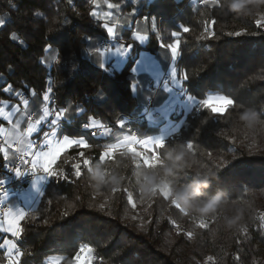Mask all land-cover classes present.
Here are the masks:
<instances>
[{"label": "trees", "instance_id": "trees-1", "mask_svg": "<svg viewBox=\"0 0 264 264\" xmlns=\"http://www.w3.org/2000/svg\"><path fill=\"white\" fill-rule=\"evenodd\" d=\"M110 2L120 6L121 19L131 20L117 40L131 47L119 72L92 61L109 34L91 15V0H0V100L19 103L13 93L22 92L42 101L51 87L48 107L66 110L63 134L87 145L70 147L54 166L36 209L21 223L18 264H50L55 256L65 257L61 264H73L82 244L93 248L92 264H264V133L243 128L234 117L213 115L224 109L209 103L230 97L264 111V28L203 0ZM140 19L149 35L144 47L131 38ZM154 20L175 34L164 41L178 42L173 75L181 94L197 105L185 116L172 114L174 122L182 121L179 131L154 148L155 163L138 165L125 148L111 156L106 150L126 133L117 126L123 117L139 138L154 137L165 125L142 117L145 105L132 91V69L141 52L158 58L163 53L170 61ZM91 119L110 135L91 137ZM182 145L192 155L177 160ZM178 163L185 165L182 170ZM5 164L0 158V180ZM93 169L97 177L103 171L110 178L99 194L89 180ZM208 169L218 175L200 200L221 192L225 203L203 214L185 213L170 199L169 184L179 188L202 179ZM166 170L172 175L165 176ZM159 186L169 190L167 197ZM233 205L240 207L233 211ZM7 262L0 250V264Z\"/></svg>", "mask_w": 264, "mask_h": 264}, {"label": "crops", "instance_id": "crops-1", "mask_svg": "<svg viewBox=\"0 0 264 264\" xmlns=\"http://www.w3.org/2000/svg\"><path fill=\"white\" fill-rule=\"evenodd\" d=\"M136 1V0H133ZM149 1H153V0H149ZM114 15L116 17H119V11L115 12ZM125 25H127V28L131 27V20H127L126 19H121V23H124ZM141 24L138 25V23H136V28L135 31L132 33L131 38L133 40H135L136 42H138L141 46H146L149 38L146 32V28L145 26H143V22H140ZM117 29V28H116ZM161 34L163 35L165 40H169L172 39V30H170L165 24H163L162 26L159 27ZM117 34V31L115 30V35ZM130 49L131 47H125L123 46L119 41H114L111 40V46L110 48H106L103 51L99 50L97 53H94L91 55L92 61L96 64L99 65L102 68H107L110 67L111 69H115L116 71H119L123 68L125 62L127 61V58L129 56L130 53ZM144 58L147 61V66L145 68V70H143V73L141 75H137L134 70H133V74L135 77L134 83L132 84V91L135 95H139L142 103H144V105L146 104L147 101V82L150 79H155V80H159L162 76V73L165 71H168L170 73V71L172 72V65L174 63H172V57L170 60V63L168 65V67L165 68V64L167 62L166 58L161 59V61H165V64L163 62H161L160 60H158L157 57H155L154 55L147 53V52H141L139 55V58ZM138 58V60H140ZM137 60V61H138ZM137 63V62H136ZM135 63V64H136ZM174 80V78H173ZM171 89H173L174 92V97L171 96ZM180 84L177 81H173L172 85L168 84L167 86H165L162 90H161V94L155 104V111L156 116L151 117V120L149 121H153V122H165V124H167V121H170V119L172 118V114H176V108L180 107L181 104L182 105H187L190 103L191 99L190 96H185L184 98H178L177 96L180 94ZM182 99V100H180ZM11 105H18L21 110H27L29 112H32L36 115V104L29 103V105H27L26 109H23L21 107V105L19 103H12L10 102ZM44 106V105H43ZM42 106V107H43ZM0 107L4 108V112L5 114H8L11 112V108L10 107H5L4 105H0ZM35 109V110H34ZM39 111L41 110V107L39 108ZM40 115V114H39ZM39 116H35V119H38ZM20 117L14 116L12 118V122L5 120L3 117H0V120L2 121V123H0V128L3 129V132L0 133V142L3 141V139L11 136L13 139L15 138V133L13 132V123L15 121V119H19ZM52 119V117L46 118V120L43 122V124L38 125L37 128L38 129H43V131H48L49 129L53 128L54 125H52L50 123V120ZM64 119V117H63ZM95 121V123L93 124L92 127H89L90 129H97L101 132V135L99 137H108L111 133V130L109 128H107L105 125H103L100 121L92 119ZM92 120L90 121V124L92 122ZM27 127V122L26 121H22L19 131H25V128ZM55 131H56V135H57V140L59 142L56 141H52L50 139L47 148L43 149V153L41 152H37V157H35V161L37 158L40 159V166L49 172H53L54 166L56 165V160L58 162L60 156L66 151L68 150L70 147L74 146L75 144L73 139H71L70 137H67L66 135L63 134V130L61 128V126H57L54 127ZM180 129V128H179ZM179 131V130H178ZM127 134L129 135L130 133H124L120 139L114 143V145L112 146V148L114 149H119V148H126L127 146H131L134 145V143H136V145H140V143H142V140H140L139 138H136L134 136V134H131L132 136L127 137L126 139L123 140V138L125 136H127ZM161 134L155 135L154 140L155 139H159L161 137ZM43 137V132L42 131H38L37 133H33L32 136L30 137V139H32L34 142L38 141L40 139H42ZM65 140H67L68 142L65 143ZM135 141V142H134ZM85 144H81L80 146L84 147ZM110 148V147H108ZM107 148V149H108ZM16 159V157H12L9 160H6V163L9 162H13ZM49 161H51V163H49ZM49 181L48 177H38L36 178L31 184H29L21 194L17 195V196H12V197H5L4 201L5 204L7 206V211L9 210V208H11L13 211L16 210H22V212L25 214V218L27 216V214L33 210L36 209L41 197L44 194L46 185ZM6 211V212H7ZM22 217H16L15 214H13V216H8L7 214H5V216L3 218H0V220H5L6 224L12 225L13 227H18L20 229L21 227V223L23 221H20ZM5 224V226H7ZM0 235H3L4 238H7L9 240H12L16 243V238L17 237H12L10 233H2ZM2 242V241H0ZM1 252L3 253L4 257H5V253L3 250H1ZM7 261L9 262V260H14L16 261V264H18L19 261V257L13 255L10 257L6 258ZM7 262V264H8Z\"/></svg>", "mask_w": 264, "mask_h": 264}, {"label": "snow or ice", "instance_id": "snow-or-ice-1", "mask_svg": "<svg viewBox=\"0 0 264 264\" xmlns=\"http://www.w3.org/2000/svg\"><path fill=\"white\" fill-rule=\"evenodd\" d=\"M71 2V0H70ZM92 5H93V11L91 12V15L97 16V18L105 25L109 33H112L118 26L121 24V21L118 17H115L114 13L119 11V5L117 3L110 2V0H91ZM203 3L205 5H208L209 3L207 0H203ZM215 7L220 8L219 5H212ZM106 9V10H105ZM146 22V21H145ZM254 23L256 26L260 28H264V21L260 19H254ZM2 26V25H0ZM189 28L185 27L184 32H189ZM210 31V30H209ZM232 34V33H230ZM236 35L241 34L240 32H236ZM16 34L11 33V38H15ZM177 40H179V36L176 37ZM172 49L173 52L177 51V44L171 43L168 45ZM50 56V61H52L55 58V54L52 53L49 55ZM12 86L8 85L5 87L4 91L8 92L11 91ZM52 92V88L49 87L47 92L44 94L43 99L45 102H48L50 100V93ZM14 95L21 97L20 92H15L13 93ZM35 93L33 92V95ZM22 103L25 106V109L27 108L28 101L25 99H22ZM202 101H199V105H201ZM0 105H4L5 107H10L11 112L8 114H5L4 108L0 107V117H3L5 120H8L12 122V118L14 116H19V119H15L13 123V132L15 133V138L13 139L11 136L3 139L2 142H0V158H3L5 160H9L12 157H19L21 164L26 166V170L32 171V167L39 168L40 167V159L37 158L35 163L33 161V157H37V152L43 153V148L41 145L47 146L50 139L52 141L59 142L56 138V131L55 128H51L48 131H43V129H38L37 126L43 124V122L46 120V118L49 117H56L59 118L64 115L63 111L57 110V109H50L48 106L43 107V112L42 115H39L38 119H35L33 122V116L35 115L32 112H29L27 110H21V108L18 105H11L9 101L7 100H0ZM66 111V110H65ZM22 121L27 122V129L25 131H19L20 125ZM50 123L52 125H55L56 120L51 119ZM95 123L94 120H92L91 124L89 127H92L93 124ZM38 131L43 132V138L41 142H34L30 137L32 136L33 133H37ZM3 132V129L0 128V133ZM132 136L131 134L125 136L123 138L126 139L127 137ZM75 145H81V144H86L84 139H76L73 140ZM68 141L65 140V143ZM190 146L194 147L193 143H190ZM210 156L211 153H208ZM51 163V161H49ZM57 164V160H56ZM57 166H59L57 164ZM15 171L19 174L20 169L17 168ZM79 176H81V172L79 173ZM64 179H68V173L67 170H64ZM128 195V194H127ZM3 197H0V201H2ZM0 207H3L0 205ZM7 214L8 216H13L15 214L16 217H22L20 221H23L25 219V214L22 212V210H16L13 211L11 208L7 212H5L3 215L5 216ZM177 228V225L174 223V221H171ZM5 220H0V234L2 233H10L12 237H19L21 235V229L18 227H13L12 225L6 224L5 226ZM262 228H264V224L261 225ZM0 250H3L5 253V258L10 257V256H17L20 257L23 254L19 251L17 248V244L9 240L7 238H4L3 235H0ZM91 249V252H93V248L87 244H82L79 246V248L76 250L74 256L72 257V261H74V264H77L78 261H81L82 264H88V261L81 260V257L85 255V252ZM65 260L64 256H55V261L53 262L52 260L50 261V264H56V261H59V264ZM8 264H16V261L14 260H9ZM71 264V262H70Z\"/></svg>", "mask_w": 264, "mask_h": 264}, {"label": "clouds", "instance_id": "clouds-1", "mask_svg": "<svg viewBox=\"0 0 264 264\" xmlns=\"http://www.w3.org/2000/svg\"><path fill=\"white\" fill-rule=\"evenodd\" d=\"M211 5H219L220 8H227L228 13H234L237 16H246L255 19L259 17L260 20L264 21V0H207ZM178 47V42H175ZM172 51V49L170 48ZM173 52V51H172ZM224 111L213 113V115L227 116L229 119L234 117V121L241 125L243 128L248 130H259L264 133V111H257L255 108L240 104L234 99L227 97L223 101ZM232 109V112H229ZM157 144L163 145L162 141H157ZM84 146H87L86 144ZM166 147V146H165ZM183 151L178 152L176 159H182L184 153L192 155V150L187 148L186 145L181 146ZM183 163L176 165L177 169L184 168ZM201 167H204L203 165ZM99 169V165L97 166ZM97 169H93L89 175V180L92 182L91 187L99 194L105 185L108 184L109 177L101 171L99 177L96 176ZM197 176L200 175V169H197ZM172 175L170 170H166L165 176ZM218 172L213 169H208L204 174L203 178L194 179L191 183L183 185L179 188H172L169 184V190L171 191V198H175L180 208L187 213L188 211H194L199 214H203L205 211L213 209H219L224 203V194L217 192L206 201H201L203 189H207L210 186V180L217 178ZM159 183V181H157ZM114 187V186H112ZM238 205H233L232 210L234 211ZM242 209V207H241ZM77 264H82L78 261Z\"/></svg>", "mask_w": 264, "mask_h": 264}, {"label": "rangeland", "instance_id": "rangeland-1", "mask_svg": "<svg viewBox=\"0 0 264 264\" xmlns=\"http://www.w3.org/2000/svg\"><path fill=\"white\" fill-rule=\"evenodd\" d=\"M201 3V2H200ZM106 10V9H105ZM119 14H120V16L118 17L119 19H120V21H121V17H122V12L120 11V9H119ZM116 17V16H115ZM142 21V19H140V20H138V25L139 24H141L140 22ZM163 24H165L166 25V23H164L162 20H158V21H153V28H154V30H155V32L158 34V36H159V43H160V46H162V48L165 50V51H167V53H168V55H169V60H171V57H172V63H174V60H175V57H176V52H172L171 50H170V47H168V45H166L165 43H164V41H165V39H164V37H163V35L161 34V32H160V29H159V27L160 26H162ZM167 26V25H166ZM124 27H126L125 26V23H121L119 26H118V28L117 29H115L116 31H117V34L115 35V30L112 32V33H109L108 32V30H107V28H106V30H107V32H108V34H109V39L108 40H105V41H103L102 42V44H101V47H100V50L101 51H103L104 49H106V48H110V46H111V40H114V41H117L118 39H119V36H120V31L124 28ZM136 27V26H135ZM168 27V26H167ZM169 28V27H168ZM170 29V28H169ZM171 30V29H170ZM148 35V34H147ZM175 36V34L172 32V38ZM148 38H149V35H148ZM169 40H171V39H169ZM124 46V45H123ZM178 48V47H177ZM147 53H149V52H147ZM150 54H152V53H150ZM153 55V54H152ZM161 55V59H164V58H166L165 56H164V54L163 53H161L160 54ZM155 56V55H154ZM156 57V56H155ZM158 58V57H157ZM160 58H158V60H160L161 61V59ZM140 60H138L137 61V63L134 65V67H133V69H132V72H133V70H134V72L137 74V75H141L142 73H143V70H145V68H146V66H147V61L142 57H140L139 58ZM161 62H163V61H161ZM164 64H165V61L163 62ZM169 63H170V61H169ZM169 63H168V60H167V62H166V64H165V68L166 67H168V65H169ZM174 65V64H173ZM173 65H172V72L170 71V85H172V83H173V81L175 80V77H174V75H173V73H174V69H173ZM108 68V67H107ZM103 69H106V68H103ZM109 71H111V72H115L116 70L115 69H111L110 67H109ZM120 71V70H119ZM119 71H117V72H119ZM165 72H167V71H165ZM164 74V72L162 73V75ZM162 77V76H161ZM173 78H174V80H173ZM155 80V79H154ZM149 81V80H148ZM176 81V80H175ZM50 84H52V83H50ZM147 94H148V96H147V101H146V104H145V109H144V111L146 110V108L148 107V101H149V99L150 98H152L153 96H152V94L150 93V91H149V89H148V82H147ZM20 94H21V96H22V98L21 97H18V96H16L15 95V97L17 98V100L19 101V104L21 105V107L23 108V109H25V106L23 105V103H22V99H25V100H27L28 101V105H29V103H32L33 104V102H34V104H36V107H37V109H36V115L37 116H39V114L40 115H42V112H43V107L44 106H48L49 105V103H50V101H51V95H52V92L49 94L50 95V100L48 101V102H45L44 101V99L42 100V101H31V100H33L34 98H32L33 96L32 95H30V96H27L26 94H24V93H22V92H20ZM160 94H161V91L159 92V93H157V95H155V97H154V106H153V109H155V104H156V102H157V100H158V98H159V96H160ZM171 96H175L174 95V92H173V89H171ZM185 96H189V95H185ZM185 96H183L182 94H181V92H180V94L177 96L178 98H184ZM190 99H191V101H190V103L189 104H187V105H182L181 104V106L180 107H177L176 108V114L178 115V114H182V115H186L188 112H190L191 111V109L195 106V105H197V102L196 101H194L193 100V98L190 96ZM180 100H182V99H180ZM223 101H224V99H221V98H213L211 101H209V103L214 107V109L215 110H223L224 109V105H223ZM14 103H16V102H14ZM44 105V106H43ZM43 106V107H42ZM41 107V110L42 111H39V108ZM35 110V109H34ZM57 110H60V111H63L64 112V115L63 116H61V117H59V118H56V117H52V119H55L56 120V123H55V125H54V127H57L58 126V124L59 123H61V124H63V122H62V120H63V117H65V110H61V109H57ZM156 112V111H155ZM157 113V112H156ZM35 115V116H36ZM153 116H156V115H152V116H150V118H147L148 120H151V117H153ZM137 119V118H136ZM92 120V119H91ZM133 121V120H132ZM157 122H160V121H157ZM181 120L180 121H176V122H174L173 121V118H171L170 119V121H167V124H165L163 127H162V130H161V132H162V134H161V137L159 138V139H155L154 140V138H152V137H149V138H139L138 136H137V133H136V131H134V129L133 128H131V127H128L127 126V120H126V118H121L118 122H117V126L118 127H123V128H125L124 130L127 132V133H130V134H134V136L136 137V138H139L140 140H142V143H140V145H136V143H134V145H131V146H127L125 149H127L130 153H132V154H134L135 156H136V158H137V162H138V165H142V164H152V163H155L156 162V155L154 154V148L156 147V146H158V145H161V144H157V141H164L169 135H171V134H174V133H176V132H178V130H179V128H180V124H181ZM129 124V123H128ZM128 135V134H127ZM135 142V141H134ZM114 145V143L113 144H111L110 146H108V147H110V148H108L107 150H106V154L107 155H109V156H111L112 155V153L114 152V148H112V146ZM118 149V148H117ZM152 162V163H151ZM53 175H54V172H51ZM52 175V176H53ZM51 176V177H52ZM159 189H160V191H161V193L164 195V196H168L169 195V190L166 188V187H161V186H159ZM87 260L88 261V264H92V261H93V255H92V252H91V249H89L88 251H86L85 252V255L83 256V257H81V260L83 261V260ZM53 262L55 261V259H53L52 260ZM50 263V262H49ZM56 263H59V261H56ZM74 264V263H73Z\"/></svg>", "mask_w": 264, "mask_h": 264}, {"label": "built area", "instance_id": "built-area-1", "mask_svg": "<svg viewBox=\"0 0 264 264\" xmlns=\"http://www.w3.org/2000/svg\"><path fill=\"white\" fill-rule=\"evenodd\" d=\"M170 83V73L164 72L162 77L159 80L150 79L148 81V89L152 94V98L148 101V107L143 112V118L147 119L150 118L152 115H156L154 106V97L159 93L165 86ZM35 121V115L33 116V122ZM62 124L59 123L58 126ZM27 127L25 128V130ZM91 137H99L101 132L97 129H91L89 131ZM43 138V137H42ZM42 139L35 141L41 142ZM41 147L47 148V146L41 145ZM35 157H33V161L35 163ZM19 168L21 171L18 174L15 169ZM53 174L49 171L44 170L41 166L39 168L32 167V171L26 170V166L21 164L19 157L13 162L6 163L4 166V178L0 180V197H3L2 201H0V218L4 217V213L7 211V206L5 204L4 198L5 197H12L17 196L23 192V190L31 184L36 178L48 177L50 178Z\"/></svg>", "mask_w": 264, "mask_h": 264}]
</instances>
